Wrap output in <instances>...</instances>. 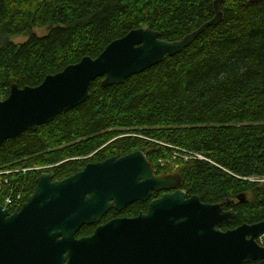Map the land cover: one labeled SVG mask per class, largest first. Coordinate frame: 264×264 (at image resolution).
I'll list each match as a JSON object with an SVG mask.
<instances>
[{
	"label": "trees",
	"instance_id": "trees-1",
	"mask_svg": "<svg viewBox=\"0 0 264 264\" xmlns=\"http://www.w3.org/2000/svg\"><path fill=\"white\" fill-rule=\"evenodd\" d=\"M215 1L0 0V101L15 84L37 87L96 59L133 30L181 40L215 17ZM220 10L223 21L180 54L122 85L99 78L85 103L6 141L0 204L11 198V213L21 209L43 172L62 181L90 162L143 151L159 174L176 168L188 196L231 203L237 216L223 231L263 222L264 0H224ZM38 28L47 33L33 34ZM22 36L26 42L13 41ZM147 209L137 202L124 215ZM92 233L87 226L79 236Z\"/></svg>",
	"mask_w": 264,
	"mask_h": 264
},
{
	"label": "water",
	"instance_id": "water-1",
	"mask_svg": "<svg viewBox=\"0 0 264 264\" xmlns=\"http://www.w3.org/2000/svg\"><path fill=\"white\" fill-rule=\"evenodd\" d=\"M223 1H215L211 21L181 40L165 41L150 28L133 30L96 59L85 57L37 87L13 85L9 97L0 101V147L85 103L97 79L103 78L104 87L122 85L180 54L208 27L223 21ZM54 178L53 172L43 173L26 204L13 215L0 205V264H250L264 260V247L256 242L264 234V221L223 231L221 227L237 216L226 210L229 203L205 204L198 196L188 198L181 176L156 175L143 151L89 163L62 181ZM171 189L174 193L151 201L146 213L115 219L99 226L93 236L76 239L82 227L99 223L109 209L121 211L148 201L154 192Z\"/></svg>",
	"mask_w": 264,
	"mask_h": 264
},
{
	"label": "flooded vegetation",
	"instance_id": "flooded-vegetation-1",
	"mask_svg": "<svg viewBox=\"0 0 264 264\" xmlns=\"http://www.w3.org/2000/svg\"><path fill=\"white\" fill-rule=\"evenodd\" d=\"M145 153V152H144ZM131 154V153H130ZM146 154V153H145ZM147 155V154H146ZM113 158V157H112ZM149 160V159H148ZM103 162V161H102ZM150 162V161H149ZM90 163H94V162H90ZM98 163V162H97ZM169 163V162H168ZM161 165H162V162H161ZM85 168V167H84ZM83 168V169H84ZM154 169V168H153ZM82 171V170H81ZM80 171V172H81ZM155 171V173H156V175H169V174H178L176 171L175 172H173V173H158L156 170H154ZM43 173H50V172H43ZM42 173V174H43ZM79 173V172H78ZM41 174V175H42ZM77 174V173H76ZM2 173L0 172V180L2 179ZM40 175V176H41ZM179 175V174H178ZM39 176V177H40ZM73 176V175H72ZM38 177V178H39ZM65 180V179H64ZM54 181H57V180H55V178H54ZM182 182H183V180H182ZM37 185V184H36ZM1 188H2V183H0V190H1ZM182 190H183V186H182ZM165 193H168V194H172V193H174V190L173 189H171V190H169V191H162V192H154L153 194H152V196H151V198L148 200V201H139V202H142L143 204H146L148 207H149V204H150V202L151 201H153V200H155V199H158V198H160V197H162ZM155 194H157V196H154ZM187 197L188 198H191L192 196H188V193H187ZM7 199H10L11 200V203H8L6 200ZM19 200V199H18ZM28 201V200H27ZM12 202H13V200L11 199V198H6L5 200H4V203L3 204H0L1 206H3V208L4 209H7V210H9V213H10V215H13L15 212H17V211H20L22 208H23V206L26 204V203H24V205L21 207V209H19V208H17V209H15L14 210V212L13 213H11V210L9 209V206L12 204ZM137 203V202H136ZM225 204L227 203V202H224ZM233 203V202H232ZM135 204V203H134ZM232 204L231 203H229V205H226V210L227 211H233V208H232ZM129 207V206H128ZM127 207V208H128ZM127 208H125V209H123V210H121V211H118V210H116V209H109L104 215H103V217L101 218V221L99 222V223H97V224H93V225H86V226H84V227H92L93 228V233L91 234V235H89V236H79V233H80V231H81V229L82 228H84V227H82L81 229H80V231L78 232V234H77V236H76V239H82V238H87V237H91V236H93V234H94V232H95V230L99 227V226H102V225H106L107 223H109V222H111V221H113V220H115V219H119V218H134V217H127V216H125L124 215V211L127 209ZM147 212V211H146ZM146 212H144V213H146ZM234 212V211H233ZM142 213V212H141ZM138 216V215H137ZM136 217V216H135ZM233 220V219H232ZM231 222V220L227 223V224H225V225H223L222 227H221V229L224 227V226H226V225H229V223ZM241 226V225H240ZM239 227V226H238ZM235 228H237V227H234V228H232V229H228V230H233V229H235ZM223 230V229H222ZM228 230H224V231H228ZM256 242H257V244L259 245V246H261V247H264V234H262V235H260L257 239H256ZM262 261H264V260H262ZM258 262V261H257ZM252 263H254V262H252ZM251 264V263H250Z\"/></svg>",
	"mask_w": 264,
	"mask_h": 264
},
{
	"label": "rangeland",
	"instance_id": "rangeland-1",
	"mask_svg": "<svg viewBox=\"0 0 264 264\" xmlns=\"http://www.w3.org/2000/svg\"><path fill=\"white\" fill-rule=\"evenodd\" d=\"M46 33H47V29H43V28L34 29V31H33V34L38 35V36L45 35ZM13 41L15 43H19V42L24 43L27 41V38H26V36H22V37L13 39ZM165 165H171L173 167V165L171 163H167V161L162 162V166H165ZM175 170H176V168H174V171H172V173L175 172ZM2 182H3V179L0 180V183H2Z\"/></svg>",
	"mask_w": 264,
	"mask_h": 264
},
{
	"label": "built area",
	"instance_id": "built-area-1",
	"mask_svg": "<svg viewBox=\"0 0 264 264\" xmlns=\"http://www.w3.org/2000/svg\"><path fill=\"white\" fill-rule=\"evenodd\" d=\"M6 201H7L8 203H11V200H10V199H7Z\"/></svg>",
	"mask_w": 264,
	"mask_h": 264
}]
</instances>
